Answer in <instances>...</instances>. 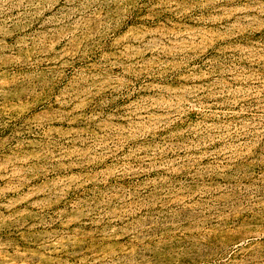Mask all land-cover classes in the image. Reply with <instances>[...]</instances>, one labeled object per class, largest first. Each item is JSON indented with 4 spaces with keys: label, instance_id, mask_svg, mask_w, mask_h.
Returning a JSON list of instances; mask_svg holds the SVG:
<instances>
[{
    "label": "rangeland",
    "instance_id": "obj_1",
    "mask_svg": "<svg viewBox=\"0 0 264 264\" xmlns=\"http://www.w3.org/2000/svg\"><path fill=\"white\" fill-rule=\"evenodd\" d=\"M0 264H264V0H0Z\"/></svg>",
    "mask_w": 264,
    "mask_h": 264
}]
</instances>
